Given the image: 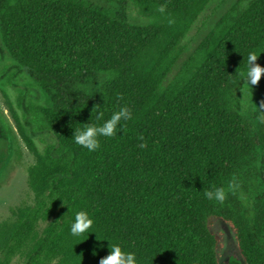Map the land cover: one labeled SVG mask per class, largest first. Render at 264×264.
Instances as JSON below:
<instances>
[{
  "label": "trees",
  "instance_id": "1",
  "mask_svg": "<svg viewBox=\"0 0 264 264\" xmlns=\"http://www.w3.org/2000/svg\"><path fill=\"white\" fill-rule=\"evenodd\" d=\"M214 1L0 0V86L19 88L15 118L38 158L34 205L0 227V264H99L111 244L139 264H220L214 219L246 264H264V75L251 89L240 75L250 52L264 67V0L234 1L188 54ZM121 107L132 119L118 135L95 151L74 142ZM40 135L52 139L42 152ZM11 144L0 118V173ZM217 188L225 199H207ZM81 210L95 233L77 238Z\"/></svg>",
  "mask_w": 264,
  "mask_h": 264
},
{
  "label": "rangeland",
  "instance_id": "2",
  "mask_svg": "<svg viewBox=\"0 0 264 264\" xmlns=\"http://www.w3.org/2000/svg\"><path fill=\"white\" fill-rule=\"evenodd\" d=\"M234 1L236 0H215L199 17L187 32L185 44L188 46V54L198 46L209 28ZM136 12L137 10H134V14L139 15L141 21L148 20L147 18L155 19L158 14L157 12L136 14ZM159 19L166 22L163 18ZM7 67H9V61L7 57H2L0 71L5 70ZM249 93L250 99L257 103V95L254 89L253 92L250 90ZM19 99V88H15L7 82L2 83V86H0V118L3 121L5 132H8L10 138H12V144L9 147L7 156L4 157V164L0 173V227L5 222L16 219L15 214L18 208L33 206L35 203V193L30 185L29 170L37 164L38 158L37 154L29 148L18 128L15 113L18 112ZM256 105L264 108V99H260ZM51 142L52 139L48 136L40 135L36 138L38 149L41 152ZM48 224V222H41L38 232L43 233ZM210 227L219 242L218 258L220 264H246L237 252L236 237L232 228L219 219L212 220ZM11 264H25V256H17Z\"/></svg>",
  "mask_w": 264,
  "mask_h": 264
},
{
  "label": "clouds",
  "instance_id": "3",
  "mask_svg": "<svg viewBox=\"0 0 264 264\" xmlns=\"http://www.w3.org/2000/svg\"><path fill=\"white\" fill-rule=\"evenodd\" d=\"M160 11L163 12L164 8L161 7ZM260 55L257 52H250L247 57V66L240 73L243 77L242 84L249 89L257 85L261 76L264 75V67L255 63ZM96 119L102 122L85 123L83 128L75 129L72 136L76 144L89 151H95L100 147L99 137H114L118 135L119 130L123 127L122 121L132 119V112L128 107H121L118 111L112 112L108 119H104L103 112H99ZM205 196L209 200L223 201L225 199V191L222 188H217L207 191ZM93 225L94 218L88 211H77L70 226V234L77 238L83 237L85 234L89 236L90 233H95ZM93 254L95 255L96 253L94 252ZM99 264H139V261L134 252L123 249L120 244H111L109 245V254L101 258Z\"/></svg>",
  "mask_w": 264,
  "mask_h": 264
}]
</instances>
